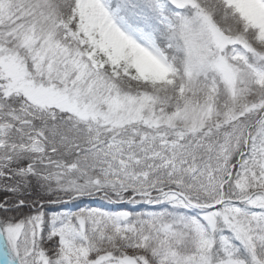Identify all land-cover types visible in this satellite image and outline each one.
Listing matches in <instances>:
<instances>
[{
	"label": "snow or ice",
	"instance_id": "1",
	"mask_svg": "<svg viewBox=\"0 0 264 264\" xmlns=\"http://www.w3.org/2000/svg\"><path fill=\"white\" fill-rule=\"evenodd\" d=\"M0 264H264V0H0Z\"/></svg>",
	"mask_w": 264,
	"mask_h": 264
}]
</instances>
